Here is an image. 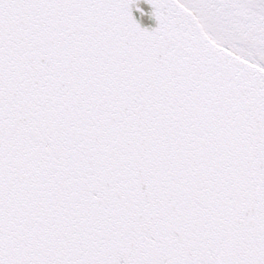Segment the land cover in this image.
Segmentation results:
<instances>
[{
  "label": "snow or ice",
  "instance_id": "snow-or-ice-1",
  "mask_svg": "<svg viewBox=\"0 0 264 264\" xmlns=\"http://www.w3.org/2000/svg\"><path fill=\"white\" fill-rule=\"evenodd\" d=\"M144 2L0 0V264H264V0Z\"/></svg>",
  "mask_w": 264,
  "mask_h": 264
},
{
  "label": "water",
  "instance_id": "water-1",
  "mask_svg": "<svg viewBox=\"0 0 264 264\" xmlns=\"http://www.w3.org/2000/svg\"><path fill=\"white\" fill-rule=\"evenodd\" d=\"M137 8L141 11H137ZM151 11V6L145 3L144 0H138L137 5L132 8L133 17L137 20L141 27L149 30L156 26L155 19L150 15Z\"/></svg>",
  "mask_w": 264,
  "mask_h": 264
}]
</instances>
